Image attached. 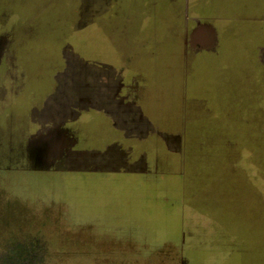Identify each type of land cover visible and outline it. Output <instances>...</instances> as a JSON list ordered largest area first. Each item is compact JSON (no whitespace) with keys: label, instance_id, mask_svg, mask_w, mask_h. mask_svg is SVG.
Instances as JSON below:
<instances>
[{"label":"rangeland","instance_id":"1","mask_svg":"<svg viewBox=\"0 0 264 264\" xmlns=\"http://www.w3.org/2000/svg\"><path fill=\"white\" fill-rule=\"evenodd\" d=\"M86 2L0 0V264H264V85H233L223 122L193 100L182 132L153 138L147 172L49 168L48 138L32 136L33 105L17 97L54 61L58 85L87 81L70 45L114 61L70 36Z\"/></svg>","mask_w":264,"mask_h":264},{"label":"crops","instance_id":"2","mask_svg":"<svg viewBox=\"0 0 264 264\" xmlns=\"http://www.w3.org/2000/svg\"><path fill=\"white\" fill-rule=\"evenodd\" d=\"M85 7L81 33L70 36L82 51L114 61L94 65L64 40L87 65V81L58 85L54 67L62 66L54 61L48 81L17 97L19 106L33 105L32 136L48 138L49 168L147 172L153 138L163 143L171 129L182 132L193 100L214 102L223 122L233 85H264V0H88ZM90 66L98 70L93 83ZM220 127L232 133L230 119Z\"/></svg>","mask_w":264,"mask_h":264}]
</instances>
